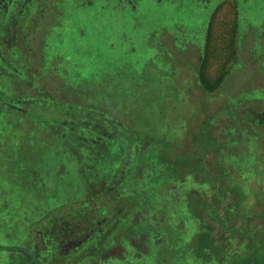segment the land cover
<instances>
[{
  "label": "rangeland",
  "instance_id": "1",
  "mask_svg": "<svg viewBox=\"0 0 264 264\" xmlns=\"http://www.w3.org/2000/svg\"><path fill=\"white\" fill-rule=\"evenodd\" d=\"M61 1H36L31 8L25 3L0 14L2 53L20 73L31 69L19 77L0 65V93L11 102L62 99L68 111L97 127L76 142L82 125L68 132L67 125L39 115L38 104H23L30 107L24 113L0 106V244L28 246L42 234L48 242L72 240L82 219L66 217L64 226L51 229L41 222L86 201L104 205L105 187L117 181L122 217L104 227L102 250L82 257L83 249L60 255L56 247V264H113L123 258L127 237L132 264H254L252 244L264 249V211H254L255 194L241 188L245 169L264 165V60L249 36L239 43L238 0H212L205 10L204 0H133L136 8L128 0H80L67 8L74 27L79 23L83 30L56 33L63 56L59 74L36 60L39 34L32 35L31 56L22 45L24 60L5 49L29 34L35 11L41 12L35 25L40 33L58 25ZM44 3L58 7L49 15L39 11ZM128 7L132 11H120ZM263 12L264 0L244 6L250 22ZM198 70L212 84L222 75L225 80L206 92ZM48 111L58 114L51 106ZM135 134L141 140L130 149ZM248 147H255L253 158L242 161ZM222 179L234 190L223 201ZM199 236L206 240L196 247ZM23 263L21 253L0 250V264Z\"/></svg>",
  "mask_w": 264,
  "mask_h": 264
},
{
  "label": "flooded vegetation",
  "instance_id": "2",
  "mask_svg": "<svg viewBox=\"0 0 264 264\" xmlns=\"http://www.w3.org/2000/svg\"><path fill=\"white\" fill-rule=\"evenodd\" d=\"M5 1L6 0H0V14L4 13V12H8L10 10V8L12 9V8H15L19 5L21 6L25 3H29L30 4L29 7L31 8V6H33L36 3V1H37V3L39 2V4L41 2V0H8V4L6 5V4H4ZM44 1H46V0H44ZM172 1H177L179 3H184V2L190 3V1H192V0H172ZM199 1L201 2V0H199ZM211 1L212 0H204L205 4H203L202 9L205 10L206 8H208ZM79 2H80V0H76L74 4H70V3H68V0H62L61 1L62 5H60L59 7L56 5L55 6H51L49 4L46 5L45 3L43 5H39L38 6L39 11H45L46 12V10H49L48 14L49 13L51 14L52 8L53 9H54V7L60 8L59 12H61L60 13L61 22L58 25H52L50 23L48 26L42 27L45 30L43 31V33H40L42 29H40V32H39V30H36L35 25H36V20H37L38 25L40 23V21H38V19L41 18V15H40L41 12L37 13L35 11L32 14V19L34 20L33 21L34 23L32 24V26L29 27V34L24 36L23 38H20V37L15 38L18 42L15 41V43L14 42L11 43L9 45L10 47L8 46L5 49L9 48L11 51H15L17 55H19L21 53L22 55L20 56V58H21V60H24L25 54H23V51H24L25 47L27 48L26 53H29L31 56L33 49H34L33 36L32 35L36 34V36H38V34H39V36L41 38V42H40V45L38 46V49H35V51L38 50V53L40 51V53H39L40 56H39V58L36 57V60L41 65L45 64L47 68H50L55 73L59 74V72L56 70V68H58L61 65L62 60H63V56H62V53L60 52L61 45H58L55 42V40L57 39L56 33L60 30L58 35H60V34L63 35L66 31L73 30L74 28H77L76 33H79L78 28L82 29V27L79 26V23L77 24L76 27H74L75 26V19L73 18L72 14L70 13V10L72 8L71 9L67 8L68 5H71V7H74V6L78 5ZM128 2L130 3V5H133V7L136 8V6H137V4H135L136 2L134 3L133 0H128ZM247 2H248V0H238L239 12L237 13V16L239 17V24H238L239 25V28H238L239 43L242 44L243 41L249 36L247 41L252 42L253 47L258 46V49L261 51V53L259 55H257V57L259 56L262 60H264V12L262 14H259V17H258L259 20L257 21V23L253 22L254 20L252 21L253 23L250 22L249 18L247 19L246 14L244 13V6ZM131 8L132 7H128V8H125L124 10L121 9L120 11L125 12L129 9L131 10ZM21 12H23V10H21ZM48 14L45 16V19H47ZM22 17L23 16H21V18ZM70 18H72L74 20L71 21V25L68 26L67 22H68V20H70ZM50 25H52V26H50ZM58 26H60L59 29H58ZM244 26H245V28L246 27L249 28V30L247 31L248 34H247V32L245 33ZM239 43L237 46L238 48L240 47ZM22 45H25V47H23ZM18 46H19V49L22 48V51H20L18 49ZM242 47H243V45H242ZM0 48H1L0 49V65L2 66V69L7 68L9 70H13L17 73V75L19 77H26V74L30 75L29 71L31 69L30 70L27 69L25 71L24 68H27V67H23L22 69L26 73H23V72L20 73L22 70H20V68H18V66L16 64L11 62L10 60H8L4 56L5 53H2L3 40L0 41ZM238 48H237V50H238ZM237 53H238V57H240L239 52H237ZM254 54L255 53H254L253 49L250 48L249 57L252 58L254 56ZM33 58L35 59V56H33ZM15 60L17 61L16 63L19 64V59H17V57ZM63 70H64V73H66L65 65L63 66ZM229 74L230 73L228 72V76H229ZM261 74L264 76V66H262ZM199 75H200V72L198 70L197 71L198 85H200ZM60 86H62V83H60ZM0 103H1L0 106L2 109L5 108V109H8V111H22L23 113L26 112L27 108L30 109L29 106L27 108H24L23 104H26V105L27 104H29V105L30 104H39L38 106H40L41 104H67L66 101H63L62 99H58L56 97H52L51 99H49V101H46V102H43L41 100L40 101L33 100V101L25 102V101L20 100V99H18V101H16V102L15 101L11 102V101H8V98L2 92L0 93ZM26 114H28V113H26ZM65 114H66V112H65ZM51 118L53 119V117H51ZM59 118H61V117H59ZM53 122L58 123L55 120ZM60 123H61V125H66V122H60ZM99 137H100L99 134H97V138H99ZM96 175L97 174H95V177H96ZM103 180H104V176H103ZM112 183L114 185H112ZM120 183L121 182H117V181L111 182L110 185H112V186L105 187V191H106V194H108V196L104 197V198H100V199H105V201L107 200V202L104 203V205H97L96 204L97 206H94L92 208V209H97V210H104V211L106 210L104 216H99L100 218L98 220L92 221L90 223L89 227L77 228L75 231L72 232L75 235V237L72 240H67V239L64 240L63 239V241H61L63 244L65 243V245L61 246V242L57 241L54 238L49 240V242L47 240L46 241L44 240L43 243H40L39 240H40V237L42 235H40V236L38 235L39 237L37 236V237H34L33 240L31 239L32 242H30V245H28V246L12 245V244L11 245L0 244V246H4V247L16 246L19 248L16 251L15 250H13V251L12 250H4L1 248H0V250L8 251V252L21 253L24 256V263L23 264H47V262L50 264H56L57 262L54 259V254H55L54 248H56V247H59L60 252H58V253H60V255H68L70 253H79L80 251H76V250L83 249V251L80 252V254H83V255H81L82 257L87 256L89 251L91 253L94 250L95 251H99L100 249L102 250V243L101 242H103L105 240L104 238H102L103 237L102 231L107 226L111 225L113 221L118 220L122 217L121 216V213H122L121 209H120V211H118V213H119L118 215H116L114 213H110L111 211H113V210H110V207H114L115 203L121 204L122 200L120 199V197L122 196V194L118 192L119 191V189H118L119 185L118 184H120ZM103 187H104V185H103ZM115 188L117 189V192L121 195H117L118 197H110L111 194H113L112 193L113 189H115ZM88 202L93 203L92 200L88 201ZM121 205H124V204H121ZM71 207H69V208H71ZM66 209H68V208H66ZM89 210H91V209H87L84 207V209H82L81 211H87L89 214L92 213ZM114 210H115V208H114ZM60 234H63V233L61 232ZM78 235H80L82 238L81 239L77 238ZM95 235H97L98 238H95ZM83 236H85V237H83ZM94 238H95V240H94ZM94 241H98V243H95V245H94ZM55 242H57L58 244L57 243L55 244ZM128 242H129L128 237L123 239V241H122L123 247H122V250L119 251L120 255L123 256V258L115 259L113 261V264H132L131 254H130V246H129ZM39 246H40V248H39ZM42 249L45 252L43 257L41 256ZM102 264H104V263H102ZM137 264H145V263L142 260H140Z\"/></svg>",
  "mask_w": 264,
  "mask_h": 264
},
{
  "label": "trees",
  "instance_id": "3",
  "mask_svg": "<svg viewBox=\"0 0 264 264\" xmlns=\"http://www.w3.org/2000/svg\"><path fill=\"white\" fill-rule=\"evenodd\" d=\"M4 4H8V0H6L4 2ZM6 7V6H5ZM4 7V8H5ZM225 79V76L222 75L221 77H219V79L214 83L212 84L211 82H209L208 80H206V78L204 77V75L202 74V71L200 72V75H199V81H200V85L201 87L206 91V92H214L220 85L221 83L224 81ZM10 101V100H9ZM39 105V104H38ZM51 106V109L53 110H58V114L55 115L54 113H50L49 114V111H48V108H50ZM38 111H41V113H39V115L41 116H45V118H49V117H53V119L57 122H66L67 126L69 127V130L68 132H73V130H75L79 125L81 126L82 125V132L80 133H75V137L74 139L78 140V135L79 134H86V133H91V125L93 127H97V125L95 124H87V123H83L84 121L83 120H80L77 115H73V113L71 111H68L67 107H65L64 104H41L39 107H38ZM30 110V109H27L26 112ZM48 111V113H47ZM66 112V114H65ZM29 114V113H28ZM59 117H62L63 119L59 118ZM90 126V128H88ZM137 136V137H136ZM141 140V136L135 134V138L134 140L132 141L131 145L132 148L129 146L130 149H133L135 147V145ZM91 144V145H90ZM90 144H88V148H91V146L93 145V142L92 140H90ZM87 145V144H86ZM96 145V144H94ZM263 149L261 152H263V157H264V146H262ZM254 148L255 147H248V151L246 150L247 152V155H245V157L241 158V160H246V159H252L253 156L250 154L254 151ZM251 149V150H250ZM245 152V151H244ZM253 154V153H252ZM254 155V154H253ZM257 163V162H256ZM255 163V164H256ZM262 163V161H261ZM254 164V162H253ZM248 167V166H246ZM256 168V169H255ZM262 168H264V165L263 163L259 165V167L257 168L256 165L255 166H252L250 169L251 170H248V168L245 169L244 171V174H243V180H244V186L241 188V192H243V194H247V195H252L251 193L253 192L255 194V196H253V198L251 199L253 204H254V211H257V212H260V211H264V171L262 170ZM253 175V176H251ZM251 176V177H249ZM222 177V176H221ZM221 182L223 183V185L221 186V190H220V194L222 196V201L225 199V198H228L230 196V193L232 194L234 192L233 188L231 187L230 185V182L227 183V181H225L224 179L221 180ZM242 185V184H241ZM252 191V192H251ZM113 194H111L110 197H114L116 194H119L117 192V189H113ZM94 203V202H93ZM93 203H89V202H84L81 204V206L78 207H71V208H68L66 210V212H61L60 209H57L55 211L52 212V214L46 218L45 220H43L41 223L42 226H44V222L46 223V228L47 229H51L54 227L55 224L57 225H60V226H64V221L65 220H62L61 219H64L66 217H70V218H76L75 220L77 219H82L80 220V223L83 222V226L84 227H89L90 223L92 222V218H91V214L92 213H95L97 214V216H104L106 210H97V209H92L95 205ZM200 208L201 209H206L205 208V205L204 203H200ZM115 206V205H114ZM118 207H114L115 210L110 213H114L116 215H118V211H120L121 209V204L120 205H117ZM87 208V209H91L89 210L90 212L92 213H88L87 211H81L82 209ZM229 209V205H226V209ZM217 213H219L221 216V212L220 210H217ZM82 215L83 217H80L79 215ZM263 214V213H261ZM243 220H248V221H251V217L248 216V215H243L242 216ZM79 222V220H78ZM37 226V225H36ZM83 226H75L76 229L77 228H84ZM61 231V230H59ZM59 234L61 232H58ZM85 237V236H83ZM203 242H205L206 240V237L204 236H199L197 238V243H196V247L200 246V243H202V240ZM44 240L46 241V237L42 236L40 237V243H43ZM256 241L254 242V244H252V247L256 253V258H255V262L254 264H264V249H263V246L262 244L260 243H257ZM199 244V245H198ZM201 248V247H200ZM199 248H197V253H199V255H202L203 252H202V249L201 250H198Z\"/></svg>",
  "mask_w": 264,
  "mask_h": 264
},
{
  "label": "water",
  "instance_id": "4",
  "mask_svg": "<svg viewBox=\"0 0 264 264\" xmlns=\"http://www.w3.org/2000/svg\"><path fill=\"white\" fill-rule=\"evenodd\" d=\"M0 248H1V249H4V250H12V251H13V250L16 251L17 249H19V248L16 247V246H13V247H4V246H0Z\"/></svg>",
  "mask_w": 264,
  "mask_h": 264
}]
</instances>
